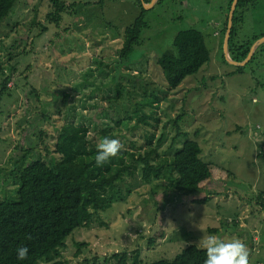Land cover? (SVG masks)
Instances as JSON below:
<instances>
[{
	"label": "rangeland",
	"instance_id": "1",
	"mask_svg": "<svg viewBox=\"0 0 264 264\" xmlns=\"http://www.w3.org/2000/svg\"><path fill=\"white\" fill-rule=\"evenodd\" d=\"M66 1L78 7L64 13L60 25L46 19L50 0H19L0 28V90L9 78L0 97V196L14 192L15 174L44 152L40 130L52 145L65 124L99 142L102 125L155 93L160 120L133 131L123 128L126 144L141 145L146 127L157 138L166 136L161 145L166 150L180 116L181 130L201 144L212 177L202 189L171 200L161 186L151 194L155 182L137 181L127 200L103 211L100 222L75 231L74 240L88 246L75 255L77 246L70 241L65 257L71 264H91L96 255L100 264H115V252L140 248L150 261L171 259L187 245L202 247L199 241L211 234L239 238L247 246L249 264H264V210L256 198L264 188V61L256 58L233 73L237 66L224 50L229 1L145 2H152L146 8L150 26L127 59L118 50L125 27L142 11L136 0H105L103 10L94 4L97 0ZM237 17L238 42L264 34V0L239 9ZM190 27L204 33L211 60L173 89L157 59L164 51L177 55L173 36ZM113 76L127 88L121 104L107 99L116 92ZM205 196L207 203H194Z\"/></svg>",
	"mask_w": 264,
	"mask_h": 264
},
{
	"label": "trees",
	"instance_id": "2",
	"mask_svg": "<svg viewBox=\"0 0 264 264\" xmlns=\"http://www.w3.org/2000/svg\"><path fill=\"white\" fill-rule=\"evenodd\" d=\"M18 1L0 0V28ZM104 1L97 0L94 4H99L103 10ZM136 1L142 11L125 27L123 44L118 50L122 59L129 58L136 46L142 44L143 31L150 26L146 20L147 9L144 6L149 0ZM228 1L229 13L225 32L228 29L234 0ZM258 1L237 0L229 40L230 56L236 61L245 60L253 43L264 36H254L244 42L236 40L238 10H245ZM50 2L52 10L46 19L55 25H60L64 13H75L78 7L75 1ZM88 4L91 2L86 3ZM110 24H107L108 27ZM172 43L178 54L164 51L158 56L157 62L169 87L175 89L186 77L198 73L202 66L211 60V51L204 33L194 27L179 30L173 36ZM256 58L264 61V43L257 48L249 62L244 66H237L233 73L242 72ZM12 68L15 69V65ZM116 78L113 76L114 82ZM8 81L9 78L5 79L0 97L7 88ZM115 91V94L109 95L107 99L114 104H121L127 88L116 81ZM159 107V98L152 93L146 98L134 101L131 110H126L124 115L114 118L112 124L107 123L99 128L101 139L105 136L120 138L122 145L118 154L102 166L95 164L98 142L91 141L88 137L84 139L72 124L61 127L54 141L55 145L46 141L47 132L40 130L39 137L44 152L37 153L15 174V191L0 196V264H71L64 255L70 241L77 246L75 255H79L88 246L86 242L74 240L75 231L89 229L94 222H100L102 212L112 208L116 202L126 201L139 180L155 182L151 194H156L161 186L163 192L169 193L170 200L172 195L177 197L202 189L203 183L213 175L212 167L201 158L203 149L199 141L189 138L188 134L181 130L177 122L180 116L175 119L176 135L166 150L161 146L166 136L162 134L157 138L156 133L148 132L150 129L146 127L141 145H137L135 141H130L129 146L126 144L127 136L122 133V129L133 131L143 126H156L154 122L160 120ZM180 137H184L181 146L174 148ZM27 150L33 151V147ZM261 156L264 158V147ZM8 181L9 179H5V183ZM256 198L260 211L264 210V188L258 192ZM209 200L210 198L205 196L193 201L207 203ZM212 230L218 232L219 228ZM149 241L154 244L153 239L150 238ZM17 246L28 248L24 260L17 259ZM113 257L115 264H203L205 250L197 244H190L171 259L150 261V256L143 258L141 249L137 248L131 253L127 250L115 252ZM86 261L90 262V258L86 257ZM91 264H100L98 256L93 257Z\"/></svg>",
	"mask_w": 264,
	"mask_h": 264
},
{
	"label": "clouds",
	"instance_id": "3",
	"mask_svg": "<svg viewBox=\"0 0 264 264\" xmlns=\"http://www.w3.org/2000/svg\"><path fill=\"white\" fill-rule=\"evenodd\" d=\"M122 149L116 138L103 137L96 144L95 164L102 166L110 158L115 157ZM205 250L203 264H249V252L245 243L239 238H223L217 235H207L200 241ZM28 254L26 246H17L18 260H24Z\"/></svg>",
	"mask_w": 264,
	"mask_h": 264
},
{
	"label": "water",
	"instance_id": "4",
	"mask_svg": "<svg viewBox=\"0 0 264 264\" xmlns=\"http://www.w3.org/2000/svg\"><path fill=\"white\" fill-rule=\"evenodd\" d=\"M150 5H152V2L150 4L144 3V6L146 8H148V6H150ZM236 6H237V0H234V2L232 4V7H231L230 15H229V25H228V29H227L226 36H225L224 50H225V54H226L227 60L230 63H232V64H234L236 66H244L252 58V56L255 53V51L257 50V48L262 43H264V36L260 37L259 39H257L253 43V45H252V47L250 49V52H249V54H248V56H247V58L245 60H243V61H236V60H234L230 56V52H229V40H230V35H231V29H232V26H233V16H234V12H235Z\"/></svg>",
	"mask_w": 264,
	"mask_h": 264
},
{
	"label": "crops",
	"instance_id": "5",
	"mask_svg": "<svg viewBox=\"0 0 264 264\" xmlns=\"http://www.w3.org/2000/svg\"><path fill=\"white\" fill-rule=\"evenodd\" d=\"M261 152V151H260ZM259 156V153L257 154ZM261 157V156H260Z\"/></svg>",
	"mask_w": 264,
	"mask_h": 264
}]
</instances>
